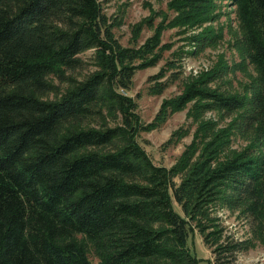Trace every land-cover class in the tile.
<instances>
[{
	"label": "trees",
	"instance_id": "16d2710c",
	"mask_svg": "<svg viewBox=\"0 0 264 264\" xmlns=\"http://www.w3.org/2000/svg\"><path fill=\"white\" fill-rule=\"evenodd\" d=\"M221 0H171L141 45L121 46L98 0H0V264H199L187 241L196 230L214 264H232L264 236V0H229L241 35L239 55L256 74L242 92L214 85L227 64L189 79L143 123L128 91L138 69L169 45L163 29L185 33L217 16ZM145 21H148L147 19ZM212 29L184 37L197 54L218 40ZM91 51L94 69L74 72ZM180 57L150 79L161 94L181 73ZM167 70H173L166 76ZM164 77H166L164 79ZM163 79V80H161ZM173 80V81H172ZM55 81L68 87L54 99ZM191 104L196 133L170 167L138 142ZM208 111L232 116L224 128ZM183 127L166 143L175 144ZM253 133L240 150L235 134ZM176 136V138H175ZM218 208L251 218L252 237L233 239Z\"/></svg>",
	"mask_w": 264,
	"mask_h": 264
},
{
	"label": "rangeland",
	"instance_id": "374dc122",
	"mask_svg": "<svg viewBox=\"0 0 264 264\" xmlns=\"http://www.w3.org/2000/svg\"><path fill=\"white\" fill-rule=\"evenodd\" d=\"M170 1L98 0L108 22L118 21L114 24L112 32L121 46L141 45L154 34V30L162 18L169 19L175 14L168 7ZM217 4L218 8L215 11L218 14L215 19L207 20L200 26L195 25L185 33H182L180 31L182 28L178 27L163 29L160 33V44H166L170 47L162 51V56L156 64L136 70L128 91L120 90L133 98L136 103V112L143 123L151 122L162 101L180 94L184 84L189 79L199 76L200 73H206L215 67L227 64L228 72L216 80L214 85L231 92H242L244 85L256 74L254 67L250 64L246 65L245 68L241 67L240 47L239 42L237 43L241 31H239L234 4L229 0H221ZM146 19L148 21H145ZM204 28L214 30L219 36L218 40L195 55L188 54L180 57L182 50L195 49V46L187 45V40L185 41L183 38ZM90 56L91 51H86L83 54L85 58L83 67L73 73L76 79H81L84 74L94 69L95 66ZM177 57L181 58L179 61L181 73L178 78L172 80L173 82H170L161 94L149 93L148 88L155 81L150 77L157 74L160 69L166 68L167 61ZM165 71L168 77L173 70L165 69ZM55 85L56 90L48 93L47 98L54 99L57 94L62 93L68 87V83L65 82L55 81ZM191 104L192 102L187 103L184 108L173 112L160 126L139 133L137 140L154 164L167 168L172 166L192 141L198 123L192 122L191 118L188 117ZM231 118L232 116L222 117V114L216 111H208L203 115V119L216 121V129L226 127ZM181 127H183V132L186 130V134L175 144H167L166 141L170 137L172 138V134ZM252 136L253 133L249 132L241 135L237 133L230 143V147L240 150L250 142ZM214 213L219 218L225 235H230L235 240L252 237L253 223L247 215H243L239 210L231 211L226 208H218ZM187 245L190 252L199 259V264H214L211 249L203 243L201 235L196 230L190 235ZM88 258L91 264H97L98 259L92 250L89 252ZM232 264H264V236L263 240L254 239L252 246L247 251L238 252Z\"/></svg>",
	"mask_w": 264,
	"mask_h": 264
}]
</instances>
